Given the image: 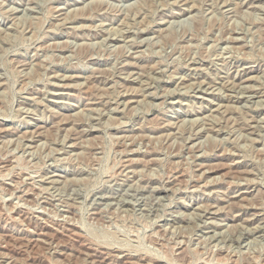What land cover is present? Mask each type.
<instances>
[{"label":"rangeland","instance_id":"1","mask_svg":"<svg viewBox=\"0 0 264 264\" xmlns=\"http://www.w3.org/2000/svg\"><path fill=\"white\" fill-rule=\"evenodd\" d=\"M0 264H264V0H0Z\"/></svg>","mask_w":264,"mask_h":264}]
</instances>
